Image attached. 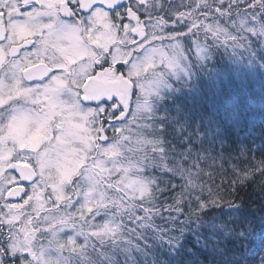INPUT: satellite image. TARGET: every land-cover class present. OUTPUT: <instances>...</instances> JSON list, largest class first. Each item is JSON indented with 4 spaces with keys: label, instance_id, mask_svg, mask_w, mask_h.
<instances>
[{
    "label": "snow or ice",
    "instance_id": "obj_1",
    "mask_svg": "<svg viewBox=\"0 0 264 264\" xmlns=\"http://www.w3.org/2000/svg\"><path fill=\"white\" fill-rule=\"evenodd\" d=\"M259 42L264 0H0V264H264V157L151 105Z\"/></svg>",
    "mask_w": 264,
    "mask_h": 264
},
{
    "label": "trees",
    "instance_id": "obj_2",
    "mask_svg": "<svg viewBox=\"0 0 264 264\" xmlns=\"http://www.w3.org/2000/svg\"><path fill=\"white\" fill-rule=\"evenodd\" d=\"M193 65L189 78L172 82L154 103V111L171 118L169 136L175 137L179 126L186 133L197 134L214 152L264 157V42L246 50L217 45ZM219 164L217 161L209 171L219 170ZM233 164L239 169L248 166L243 157L225 163L229 176ZM216 181L219 183V176ZM245 193L252 194L245 211L259 219L258 189L253 193L246 188L240 195Z\"/></svg>",
    "mask_w": 264,
    "mask_h": 264
},
{
    "label": "rangeland",
    "instance_id": "obj_3",
    "mask_svg": "<svg viewBox=\"0 0 264 264\" xmlns=\"http://www.w3.org/2000/svg\"><path fill=\"white\" fill-rule=\"evenodd\" d=\"M195 61L199 62V61H202V60H199V59L194 57L193 58V64H194ZM190 73H191V70H190ZM189 77H190V74L188 76H185L184 74L181 73V74H179V79H177L176 76L169 74L167 77H165V80L167 81V84L170 85V86H161V88H160V97L166 90L171 88L172 82H175V81L180 80V79L182 80V79H185V78H189ZM157 99L158 98H156V97L152 98V100H151L152 108H153L154 103H155V101Z\"/></svg>",
    "mask_w": 264,
    "mask_h": 264
}]
</instances>
